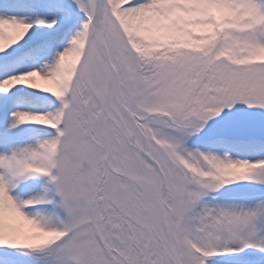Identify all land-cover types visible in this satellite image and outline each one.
Instances as JSON below:
<instances>
[{"label":"snow or ice","instance_id":"obj_1","mask_svg":"<svg viewBox=\"0 0 264 264\" xmlns=\"http://www.w3.org/2000/svg\"><path fill=\"white\" fill-rule=\"evenodd\" d=\"M0 264H264V0H0Z\"/></svg>","mask_w":264,"mask_h":264}]
</instances>
